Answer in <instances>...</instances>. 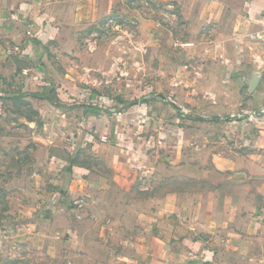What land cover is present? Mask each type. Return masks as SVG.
Returning <instances> with one entry per match:
<instances>
[{
    "label": "crops",
    "instance_id": "crops-1",
    "mask_svg": "<svg viewBox=\"0 0 264 264\" xmlns=\"http://www.w3.org/2000/svg\"><path fill=\"white\" fill-rule=\"evenodd\" d=\"M129 1L0 0V102L59 99L41 145L59 194L0 221V258L15 244L54 264L61 233L64 264H264V0H159L184 25L141 21V70L69 84L59 61Z\"/></svg>",
    "mask_w": 264,
    "mask_h": 264
},
{
    "label": "rangeland",
    "instance_id": "rangeland-1",
    "mask_svg": "<svg viewBox=\"0 0 264 264\" xmlns=\"http://www.w3.org/2000/svg\"><path fill=\"white\" fill-rule=\"evenodd\" d=\"M126 9L125 12H112L95 27L92 25L80 32L77 39V51L80 52L71 60L59 61L61 66L67 68L69 84L80 83V79L91 85L105 83L110 77L126 79L132 64L141 70L143 59L139 60V64L137 61H129L135 59L133 51H140L142 47L139 37L143 19L160 18L163 25L175 26L176 29H182L184 25L179 17L181 10L178 5H169L159 0H131ZM1 40L0 38V42ZM104 45L111 46L119 54L112 55L110 60L105 59L103 65L92 66L100 61L102 53H99V48ZM2 46L0 55H7V49H2ZM54 87L55 85L50 84L48 90L41 94L44 97H27L25 93L33 92H22L19 87L11 92L12 97H3L0 102V111L4 115L0 119V221L12 223L13 219L20 217L21 208L41 212L46 202L59 194L55 186L57 177L48 168L46 153L44 154L41 146L47 142L45 126L51 115L47 110L54 102H59L58 97H51L55 93ZM0 93L5 92L0 89ZM47 95L50 97H45ZM35 143L38 144V149ZM74 215L79 216L77 213ZM54 235L55 242H58L54 247V264H64V261H68V248L63 247L61 233ZM1 249L5 258L0 259H7L2 264L32 263L31 251L24 245L12 244ZM102 251V256L108 254L106 248L102 247ZM71 252L76 250L72 248ZM41 254L40 250L38 264H46L43 261L44 255ZM71 257L78 259L74 254Z\"/></svg>",
    "mask_w": 264,
    "mask_h": 264
},
{
    "label": "built area",
    "instance_id": "built-area-1",
    "mask_svg": "<svg viewBox=\"0 0 264 264\" xmlns=\"http://www.w3.org/2000/svg\"><path fill=\"white\" fill-rule=\"evenodd\" d=\"M256 115H257L256 113H253V114L251 115V117H253V116L255 117ZM102 140L104 141L105 138H103Z\"/></svg>",
    "mask_w": 264,
    "mask_h": 264
}]
</instances>
